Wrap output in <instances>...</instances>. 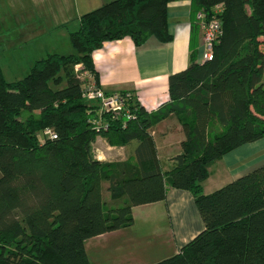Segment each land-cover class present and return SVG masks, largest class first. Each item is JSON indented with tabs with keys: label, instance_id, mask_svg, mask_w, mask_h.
I'll list each match as a JSON object with an SVG mask.
<instances>
[{
	"label": "trees",
	"instance_id": "trees-1",
	"mask_svg": "<svg viewBox=\"0 0 264 264\" xmlns=\"http://www.w3.org/2000/svg\"><path fill=\"white\" fill-rule=\"evenodd\" d=\"M174 1H111L80 17L74 53L48 54L16 82L0 65V264H91L88 240L132 227L133 209L165 202L169 188L193 195L204 229L154 264H264V164L203 190L213 165L264 139V0H191L195 18L203 12L222 34L211 61L192 51L188 68L169 77V102L157 111L133 95L131 120L100 114L84 95L91 82L76 72L98 82L94 55L110 42H172ZM172 116L185 140L164 171L150 130ZM99 137L139 145L126 161H101Z\"/></svg>",
	"mask_w": 264,
	"mask_h": 264
},
{
	"label": "crops",
	"instance_id": "crops-1",
	"mask_svg": "<svg viewBox=\"0 0 264 264\" xmlns=\"http://www.w3.org/2000/svg\"><path fill=\"white\" fill-rule=\"evenodd\" d=\"M111 1L114 0H78L75 7L79 20L84 13L93 11ZM168 21L170 33L173 35L172 42L165 44L156 37H150L142 47H136L130 39L107 43L94 55L98 82L91 74L86 76L87 81L95 83L107 94L131 92L147 111L150 113L157 111L163 104L169 102V77L188 68L192 51L198 63H201L203 54L204 33L193 15L191 0L172 2L168 8ZM40 28L36 30L37 27L33 26V41L46 34ZM56 53L70 55L74 53V49H70L65 54ZM80 68L82 69V66ZM2 70L4 73L3 68ZM150 133L155 141L158 158L164 171L170 170L172 168L170 159L181 154V144L185 140L181 124L176 117L172 116L154 126ZM138 145V142H132L126 147H111L104 138L99 137L94 145L95 157L101 161H126L134 157ZM98 146L99 148L96 149L95 147ZM216 164L220 169L218 182L222 183L220 184L222 188L227 185L226 183H231L264 164V139L230 152ZM226 177L228 180H224ZM211 178L212 172L206 182ZM222 180L226 182H221ZM204 184L203 190H205ZM220 187L215 188L218 190ZM160 204H164L165 213L171 220L176 246L175 254H177L184 245L204 229L203 221L190 192L169 188L167 200L153 205ZM139 207L133 209V215L134 210ZM131 228L98 238L108 241L113 238L114 240L121 239ZM159 232L160 229L157 227L152 236L159 237ZM141 254L136 250L129 253L126 258L124 257L126 264L138 260Z\"/></svg>",
	"mask_w": 264,
	"mask_h": 264
},
{
	"label": "rangeland",
	"instance_id": "rangeland-1",
	"mask_svg": "<svg viewBox=\"0 0 264 264\" xmlns=\"http://www.w3.org/2000/svg\"><path fill=\"white\" fill-rule=\"evenodd\" d=\"M77 1L0 0V65L7 81L24 79L34 63L45 58L48 53L65 54L72 49L69 34L79 28L75 7ZM33 26L37 27L36 30L41 27L40 30L46 34L33 41ZM217 165L211 167L212 178L204 184V194L215 192V187L222 184L218 182L220 169ZM224 180H228L227 177ZM106 187L107 183L104 184L105 197L108 195ZM165 209L164 204L136 208L133 215L135 223L121 239L108 241L97 237L88 240L86 250L90 263L126 264L124 257L135 250L142 256L130 264H154L172 257L176 246L171 220ZM157 227L160 235L153 237Z\"/></svg>",
	"mask_w": 264,
	"mask_h": 264
},
{
	"label": "built area",
	"instance_id": "built-area-1",
	"mask_svg": "<svg viewBox=\"0 0 264 264\" xmlns=\"http://www.w3.org/2000/svg\"><path fill=\"white\" fill-rule=\"evenodd\" d=\"M196 19L200 27L203 29V54L201 63L211 61L214 58V46L222 34L221 24L216 20L206 21V16L203 12H199L196 15ZM76 72L80 77L86 78L87 73H82L80 66L76 67ZM85 98L90 101L97 103L100 106L99 113L110 112L115 115H124L128 120H131L134 116L130 110V104L133 99V94L131 92H118L107 94L103 89L96 86L95 83H91L86 87ZM99 126L100 121L94 120L92 122ZM45 134L51 138L56 136L52 131L47 130Z\"/></svg>",
	"mask_w": 264,
	"mask_h": 264
}]
</instances>
